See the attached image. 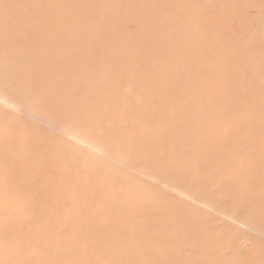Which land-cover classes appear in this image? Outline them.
Instances as JSON below:
<instances>
[{"label": "rangeland", "instance_id": "rangeland-1", "mask_svg": "<svg viewBox=\"0 0 264 264\" xmlns=\"http://www.w3.org/2000/svg\"><path fill=\"white\" fill-rule=\"evenodd\" d=\"M0 264H264V0H0Z\"/></svg>", "mask_w": 264, "mask_h": 264}, {"label": "bare ground", "instance_id": "bare-ground-1", "mask_svg": "<svg viewBox=\"0 0 264 264\" xmlns=\"http://www.w3.org/2000/svg\"><path fill=\"white\" fill-rule=\"evenodd\" d=\"M91 7V3L89 4V6L87 7V8H90ZM153 11V10H152ZM185 41V40H184ZM184 41H182V40H178L176 43L174 42V41H172V42H170L169 43V45H168V51H170L171 52V54H172V56L176 53V51H178V49L182 46V44L184 43ZM179 42H183L181 45H179ZM135 60V63H133V61L131 62V64L132 65H134V67L137 65V64H142L143 66H142V69H143V67L145 66L146 67V62H148L147 61V57H146V55H144L143 54V57L141 56V55H139L136 59H134ZM133 67V66H132ZM129 68H131V67H129ZM124 69V68H123ZM145 71H143V73H144ZM143 73L141 72H139V74L140 75H143ZM136 74V73H135ZM138 74V73H137ZM138 74V76H140ZM193 106V105H192ZM190 107V111L188 112V115L190 116V118H195V117H198L199 116V114H200V112H205V111H203V110H200V109H202V108H200V107ZM191 120H188L187 122H190ZM193 122V121H192ZM189 147H192V146H188L187 144H185L184 146H183V149H187V148H189ZM137 194H138V192H137ZM129 196H135L136 195V193H135V195H132V193L131 192H129V194H128ZM132 197V198H133ZM131 198V197H130Z\"/></svg>", "mask_w": 264, "mask_h": 264}]
</instances>
